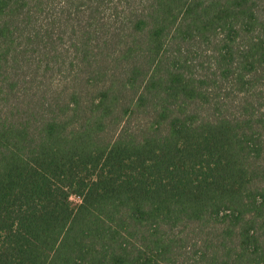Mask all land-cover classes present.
<instances>
[{"label": "trees", "instance_id": "obj_1", "mask_svg": "<svg viewBox=\"0 0 264 264\" xmlns=\"http://www.w3.org/2000/svg\"><path fill=\"white\" fill-rule=\"evenodd\" d=\"M0 264H264V0H0Z\"/></svg>", "mask_w": 264, "mask_h": 264}, {"label": "rangeland", "instance_id": "obj_2", "mask_svg": "<svg viewBox=\"0 0 264 264\" xmlns=\"http://www.w3.org/2000/svg\"><path fill=\"white\" fill-rule=\"evenodd\" d=\"M74 199L76 200V199H78V198L76 197V198H74Z\"/></svg>", "mask_w": 264, "mask_h": 264}]
</instances>
